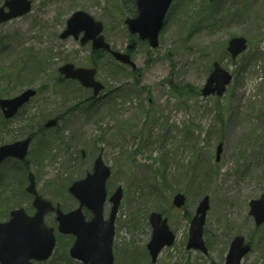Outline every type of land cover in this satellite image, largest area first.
Here are the masks:
<instances>
[{"label": "rangeland", "instance_id": "1", "mask_svg": "<svg viewBox=\"0 0 264 264\" xmlns=\"http://www.w3.org/2000/svg\"><path fill=\"white\" fill-rule=\"evenodd\" d=\"M31 2L28 13L0 23V97L37 90L12 120L0 121V144L34 134L26 164L0 163V221L14 207L33 212L25 192L28 171L40 194L63 210L74 208L68 185L91 171L102 152L111 170L105 218L108 197L122 188L114 264H223L236 234L251 244L241 264H264V224L256 226L248 213L249 200L264 194V0H173L156 48L128 32L123 18L132 9L129 0ZM75 10L103 22V35L115 50L127 51L137 38L129 50L133 74L110 54L92 53L90 42L59 37ZM234 36L246 38L248 46L233 60L226 47ZM214 61L232 79L223 95L204 98L199 90ZM66 62L94 65L104 92L90 102L89 88L58 72ZM172 85L190 92L173 93ZM55 116L56 126L39 129ZM178 191L185 195L182 208L171 205ZM204 195L206 254L186 249L189 221ZM152 211L167 218L175 235L154 263L146 248ZM53 219L45 221L53 226ZM71 239L58 235L52 256L34 264H81L68 255Z\"/></svg>", "mask_w": 264, "mask_h": 264}, {"label": "water", "instance_id": "2", "mask_svg": "<svg viewBox=\"0 0 264 264\" xmlns=\"http://www.w3.org/2000/svg\"><path fill=\"white\" fill-rule=\"evenodd\" d=\"M170 2L171 0H135L137 15L124 20L129 31L138 33L142 39H147L151 47L157 46L158 32ZM4 7L8 10L4 11ZM30 8V0H5L0 7V22L23 15L30 11ZM102 27V23L94 20L88 13L75 11L67 19L66 28L60 37L65 38L72 34L77 38L79 32L83 31L81 43L91 40L93 49L108 50L117 60L134 66L128 54L110 50V45L100 34ZM133 45L134 43L130 47ZM245 48L244 37H233L228 42L227 50L234 58ZM58 70L65 78H77L82 85L92 87L94 94L102 89V85L94 80L95 68H75L73 64L66 63ZM231 78L232 75L227 70L217 62L213 63V69L206 79L201 94L203 96L214 93L221 95ZM35 93L34 89L27 88L14 97L1 98L0 108L4 117L11 118ZM56 123L57 119L52 118L45 123V126H54ZM30 140L31 137L28 136L13 143L0 145V162L7 157L23 159L27 154ZM220 151L219 145L216 150V160L219 159ZM109 174L110 169L103 164L99 155L94 161L93 173L88 174L84 179L74 181L69 186V192L77 198L79 205L68 212H63L58 204L55 207L57 230L60 233L74 235L69 254L83 264H113L114 217L122 197V190L118 187L110 197L109 200L112 203L110 216L108 220H104L102 206L106 196L105 180ZM28 179L26 191L33 195L32 205L35 212L28 215L23 208H16L10 212V218L7 221L0 222V264H33L34 260L44 261L51 255L55 246L54 229L44 223V215L52 211L54 207L49 200L37 193L32 173L28 174ZM172 203L176 207H181L184 204V195L177 193L173 196ZM208 205V196H204L196 207L190 221L187 248L206 252L202 239V226ZM83 206L93 213L90 220L84 219ZM249 207V213L253 216L255 224L264 223V194L258 199L250 200ZM149 221L152 226V235L147 249L154 262L160 249L173 242L174 235L161 213L151 212ZM249 251L250 245L244 243V238L240 235L234 236L229 244L224 264H240L241 258Z\"/></svg>", "mask_w": 264, "mask_h": 264}, {"label": "trees", "instance_id": "3", "mask_svg": "<svg viewBox=\"0 0 264 264\" xmlns=\"http://www.w3.org/2000/svg\"><path fill=\"white\" fill-rule=\"evenodd\" d=\"M132 1H133V0H129V3H130V2L132 3ZM133 11H134L133 9H132V10L130 9L129 12L132 13ZM130 13H129V14H130ZM188 86H189V85L187 84V85L185 86L184 89L188 88ZM190 89H192L191 86H190ZM171 90H172L173 93H182V91H184V92H190V91H185V90H183L182 88H179V87H177V86H173V85L171 86ZM3 122H5V120H3Z\"/></svg>", "mask_w": 264, "mask_h": 264}, {"label": "flooded vegetation", "instance_id": "4", "mask_svg": "<svg viewBox=\"0 0 264 264\" xmlns=\"http://www.w3.org/2000/svg\"><path fill=\"white\" fill-rule=\"evenodd\" d=\"M50 216L52 215L53 217H54V210H52V211H50L49 213H48ZM84 215H85V217L86 218H90V213L89 212H87V210H84Z\"/></svg>", "mask_w": 264, "mask_h": 264}]
</instances>
